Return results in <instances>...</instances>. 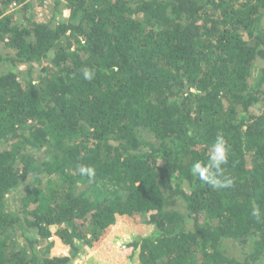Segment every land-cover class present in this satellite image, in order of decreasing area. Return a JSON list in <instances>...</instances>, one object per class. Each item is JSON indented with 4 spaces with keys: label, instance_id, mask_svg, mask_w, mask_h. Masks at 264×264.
Masks as SVG:
<instances>
[{
    "label": "trees",
    "instance_id": "obj_1",
    "mask_svg": "<svg viewBox=\"0 0 264 264\" xmlns=\"http://www.w3.org/2000/svg\"><path fill=\"white\" fill-rule=\"evenodd\" d=\"M34 1L0 0V264H264V0ZM218 135L230 187L190 172Z\"/></svg>",
    "mask_w": 264,
    "mask_h": 264
},
{
    "label": "clouds",
    "instance_id": "obj_2",
    "mask_svg": "<svg viewBox=\"0 0 264 264\" xmlns=\"http://www.w3.org/2000/svg\"><path fill=\"white\" fill-rule=\"evenodd\" d=\"M83 76L84 79L91 80L94 72L89 69H84ZM228 153L229 149L226 140L223 136L218 135L215 143L211 146L210 156L207 162L197 160L191 165L190 172L192 176L214 187H230L233 183L232 179L227 177L223 179L219 178L223 172L222 165L228 163ZM78 172L81 175H86L89 180L95 176V170L93 168L83 165L78 166ZM251 215L259 220L261 215L259 208H254Z\"/></svg>",
    "mask_w": 264,
    "mask_h": 264
},
{
    "label": "rangeland",
    "instance_id": "obj_3",
    "mask_svg": "<svg viewBox=\"0 0 264 264\" xmlns=\"http://www.w3.org/2000/svg\"><path fill=\"white\" fill-rule=\"evenodd\" d=\"M53 0H47L46 3H43L42 1L35 0L34 3V12L35 16L39 20L46 21L50 19V17L53 15V8H52V3ZM62 9V15H64V8L60 7ZM59 14L58 16H62ZM57 16V14H55ZM224 246L227 249V254L234 255L236 257H241L244 252L249 248L247 245L248 243L241 245L238 241L230 238H224L223 239ZM96 260L94 259V256L91 251L87 249H82L80 254L74 259L72 264H95Z\"/></svg>",
    "mask_w": 264,
    "mask_h": 264
},
{
    "label": "built area",
    "instance_id": "obj_4",
    "mask_svg": "<svg viewBox=\"0 0 264 264\" xmlns=\"http://www.w3.org/2000/svg\"><path fill=\"white\" fill-rule=\"evenodd\" d=\"M46 1H47V0H43L42 2H43V3H46Z\"/></svg>",
    "mask_w": 264,
    "mask_h": 264
}]
</instances>
